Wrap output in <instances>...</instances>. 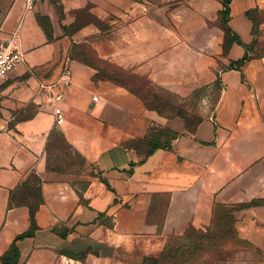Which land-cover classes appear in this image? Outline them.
Instances as JSON below:
<instances>
[{
    "label": "crops",
    "instance_id": "crops-1",
    "mask_svg": "<svg viewBox=\"0 0 264 264\" xmlns=\"http://www.w3.org/2000/svg\"><path fill=\"white\" fill-rule=\"evenodd\" d=\"M223 9V0L15 1L0 47H18L25 62L0 79V264H143L170 238L210 227L217 206L258 201L232 212L245 246L199 264H264V53L232 68L264 40V20L248 16L264 18V0H231L237 40L227 52ZM66 69L58 126L38 90ZM129 73L180 99L215 91L214 112L189 132L149 110L122 82ZM36 191L37 229L18 239L31 232L25 202Z\"/></svg>",
    "mask_w": 264,
    "mask_h": 264
},
{
    "label": "rangeland",
    "instance_id": "rangeland-1",
    "mask_svg": "<svg viewBox=\"0 0 264 264\" xmlns=\"http://www.w3.org/2000/svg\"><path fill=\"white\" fill-rule=\"evenodd\" d=\"M15 1L16 0H0V28L7 12ZM255 17H257L258 21L263 22L264 20L263 16H260L258 13L255 14ZM260 38L263 39L262 33L258 34V38L253 47V54L255 55H262L264 53V40ZM122 82L127 84L128 88L134 92L138 98L145 101L147 106L156 109L158 113L168 118L180 115L184 116L192 127L203 118L210 116L214 112L218 101V94L209 89H200L198 94L195 93L188 99H180L177 96L152 87L151 82L147 78L138 77L131 73H129L127 77H124ZM140 144V141H133L131 143V145L135 147ZM58 148L63 152L64 156L70 155L65 145L64 147L60 145ZM74 163L80 166V168L88 171V165L83 157H76ZM221 207L224 210L221 215L223 220L219 218L218 222L212 225L208 230L196 229L193 227L194 229H192L190 233L192 235V240H188V238L186 240H181L179 238L169 239L165 249L171 245L175 250L172 255L167 254L168 256L164 259L160 258L159 261H165L163 262L164 264H199L204 261L214 262V260L218 258L222 260L225 259L223 261L232 259L237 251L243 248L245 244L239 243L238 240H236L234 221L230 218L231 216L228 213L233 206L222 205ZM159 257L160 255L156 258ZM145 258L152 259V255Z\"/></svg>",
    "mask_w": 264,
    "mask_h": 264
},
{
    "label": "trees",
    "instance_id": "trees-1",
    "mask_svg": "<svg viewBox=\"0 0 264 264\" xmlns=\"http://www.w3.org/2000/svg\"><path fill=\"white\" fill-rule=\"evenodd\" d=\"M54 1V3L57 5L58 4V0H53ZM230 4H231V0H223V5H224V9L222 10V12H221V21H222V24L224 25V27H225V30H226V44H225V48H226V52H227V50H228V48L233 44V42H235L237 39H235L234 37H232V33H231V30H230V28H229V26H228V17H229V14H230ZM255 14H257V12L256 11H253V12H250V13H248V16H249V18H251L253 21H254V24H256L257 25V22H258V19H257V17H255ZM40 21H42L41 20V18H40ZM239 41V40H238ZM255 43H256V40L254 41V43L252 44V45H250V46H246V50H247V52H246V55L244 56V58L242 59V60H240V61H238V62H236L234 65H232V68H234V67H236L237 69H240V67H242L246 62H248L249 60H251L252 59V55H251V53L253 54V47H254V45H255ZM260 55H255L254 54V57H259ZM144 102V104L146 105V107L149 109V110H153V111H156L157 112V110L156 109H152L151 107H149V106H147V104H146V102L145 101H143ZM161 116H164L163 114H161V113H159ZM164 117H166V116H164ZM175 117H180V118H182L183 120H184V122H185V124H186V129L189 131V132H194V130L196 129V127L198 126V124L202 121V120H200L194 127H192L190 124H189V122L187 121V119L184 117V116H173L172 118H175ZM168 118V117H167ZM169 118H171V117H169ZM153 128L150 130V134L148 135V137H150V138H148V143H149V145H150V147H151V149H150V151H149V153H152L153 151H154V149L156 148V146L155 145H153V140L151 139V137H153L154 135H153ZM164 132H166V131H159V135H161V133H164ZM162 136V135H161ZM131 145V144H130ZM77 158H81V156H77ZM32 180L34 181V182H38V178L36 177V176H33L32 177ZM34 197H35V199H34V201L33 202H29V201H26L25 203L27 204V206L29 207V209H30V216H31V223H32V226H31V232H29V233H26V234H24V235H22V236H20V237H18V239L19 238H23V237H26V236H29V235H31L32 233H33V231H35L36 229H37V225H36V220H35V216H36V213H37V211H38V209H39V207H40V204H42V202H43V200L40 198V199H38V194H37V191L35 192V194H34ZM19 204V203H18ZM17 203H15L13 200H11V204H10V206H14V205H18ZM260 204H262V202H253V203H250V204H248V205H238V206H233L229 211H228V213L230 214V218H232L233 219V221H234V230H235V234H236V240H238V242L239 243H242V244H244L243 243V241H241V240H239V237H238V235H237V232H236V229H235V218H233L234 216H233V214H232V212L233 211H235V210H240V209H244V208H246V207H251V206H256V205H260ZM222 212H224V210L222 209V207L221 206H217L216 207V210H215V214H214V220H213V223H212V225H214L215 223H217L218 222V220H219V218L220 219H222L221 218V215H222ZM226 215V214H225ZM223 220V219H222ZM211 225V226H212ZM210 226V227H211ZM210 227H208V228H206L207 230L210 228ZM192 229H194L193 227H190L187 231H186V233H185V235L184 236H182V237H178L179 239H181V240H186L187 238H188V240H192V235L190 234L191 233V231H192ZM198 233V232H197ZM200 233V232H199ZM206 236V235H205ZM204 236V237H205ZM177 237H172V238H170L171 240L172 239H176ZM177 238V239H178ZM175 249L171 246V245H169L161 254H160V257L159 258H156V257H152V259L151 258H144L143 259V264H164L163 262H165V261H159V259L161 258V259H164L166 256H168V255H172V253H173V251H174ZM10 254H12L15 258H17L18 257V251H17V249H16V245H15V243L12 245V248H11V252H10ZM168 254V255H167ZM8 258L7 257H5V258H3V264H9V262H8V260H7ZM220 260H222V259H220V258H218V259H216V260H214V261H220ZM223 260H225V259H223ZM222 260V261H223ZM165 264H167V263H165Z\"/></svg>",
    "mask_w": 264,
    "mask_h": 264
},
{
    "label": "built area",
    "instance_id": "built-area-1",
    "mask_svg": "<svg viewBox=\"0 0 264 264\" xmlns=\"http://www.w3.org/2000/svg\"><path fill=\"white\" fill-rule=\"evenodd\" d=\"M27 6L32 8L33 0H26ZM25 62L24 53L18 48L8 45L0 47V79H5L20 64ZM71 84L70 69H66L61 81L53 86L41 85L38 95L43 102L50 106L56 119V125L60 126L64 123V112L61 103L65 98V90ZM94 102L98 101V97L93 98Z\"/></svg>",
    "mask_w": 264,
    "mask_h": 264
}]
</instances>
